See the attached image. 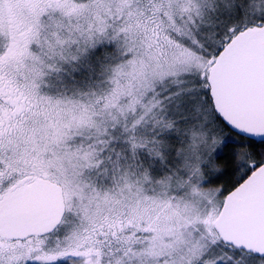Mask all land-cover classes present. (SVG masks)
I'll use <instances>...</instances> for the list:
<instances>
[{"label": "snow or ice", "instance_id": "1", "mask_svg": "<svg viewBox=\"0 0 264 264\" xmlns=\"http://www.w3.org/2000/svg\"><path fill=\"white\" fill-rule=\"evenodd\" d=\"M0 264H264V0H0Z\"/></svg>", "mask_w": 264, "mask_h": 264}]
</instances>
